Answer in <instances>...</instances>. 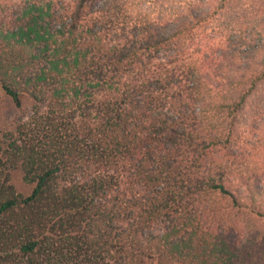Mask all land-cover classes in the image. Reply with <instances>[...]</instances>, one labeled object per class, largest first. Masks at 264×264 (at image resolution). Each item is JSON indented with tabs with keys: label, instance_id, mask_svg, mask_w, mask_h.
I'll return each instance as SVG.
<instances>
[{
	"label": "trees",
	"instance_id": "1",
	"mask_svg": "<svg viewBox=\"0 0 264 264\" xmlns=\"http://www.w3.org/2000/svg\"><path fill=\"white\" fill-rule=\"evenodd\" d=\"M263 153L264 0H0V264H264Z\"/></svg>",
	"mask_w": 264,
	"mask_h": 264
},
{
	"label": "rangeland",
	"instance_id": "2",
	"mask_svg": "<svg viewBox=\"0 0 264 264\" xmlns=\"http://www.w3.org/2000/svg\"><path fill=\"white\" fill-rule=\"evenodd\" d=\"M20 115L19 112H17L14 107L9 103L7 99H5V103L3 105L2 109V118L4 120H7L8 122H11L15 120ZM258 166H261V168L258 169V173L262 174V179H264V153L262 156H259L257 159ZM20 176L17 172L14 173L12 176V183L16 185L18 189L25 188L23 184L19 182ZM236 224L238 226V233L235 231L232 233L233 236H240V239L242 240L244 237V228L249 221V218L246 215L239 214L236 216ZM255 221V228L258 232H260L262 235H264V217H259V219L254 220ZM260 242V241H259ZM262 249H264V242H261L260 244ZM263 252V251H261ZM264 253V252H263Z\"/></svg>",
	"mask_w": 264,
	"mask_h": 264
}]
</instances>
